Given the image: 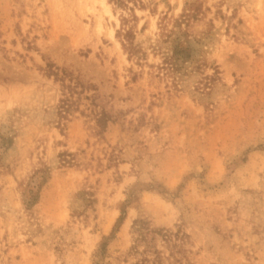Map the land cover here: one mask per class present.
Instances as JSON below:
<instances>
[{"label":"rangeland","instance_id":"374dc122","mask_svg":"<svg viewBox=\"0 0 264 264\" xmlns=\"http://www.w3.org/2000/svg\"><path fill=\"white\" fill-rule=\"evenodd\" d=\"M0 264H264V0H0Z\"/></svg>","mask_w":264,"mask_h":264},{"label":"trees","instance_id":"16d2710c","mask_svg":"<svg viewBox=\"0 0 264 264\" xmlns=\"http://www.w3.org/2000/svg\"><path fill=\"white\" fill-rule=\"evenodd\" d=\"M190 44H183L180 43L176 46H174L171 49V55H167V57H165V60H169L171 63H173V65L179 66L180 63L186 61L190 55H189V49H190Z\"/></svg>","mask_w":264,"mask_h":264},{"label":"bare ground","instance_id":"6f19581e","mask_svg":"<svg viewBox=\"0 0 264 264\" xmlns=\"http://www.w3.org/2000/svg\"><path fill=\"white\" fill-rule=\"evenodd\" d=\"M103 6H104V8H105V11L108 12L110 16L114 17V16L110 13V11L108 10L109 6H108L107 4H104V3H103ZM100 26H101V24L99 23V27H100ZM110 34L112 35V31L110 32Z\"/></svg>","mask_w":264,"mask_h":264}]
</instances>
